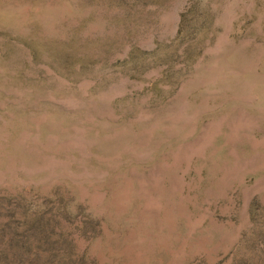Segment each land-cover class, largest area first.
I'll use <instances>...</instances> for the list:
<instances>
[{
	"label": "rangeland",
	"instance_id": "374dc122",
	"mask_svg": "<svg viewBox=\"0 0 264 264\" xmlns=\"http://www.w3.org/2000/svg\"><path fill=\"white\" fill-rule=\"evenodd\" d=\"M0 264H264V0H0Z\"/></svg>",
	"mask_w": 264,
	"mask_h": 264
}]
</instances>
